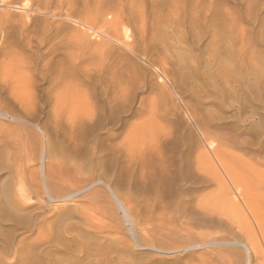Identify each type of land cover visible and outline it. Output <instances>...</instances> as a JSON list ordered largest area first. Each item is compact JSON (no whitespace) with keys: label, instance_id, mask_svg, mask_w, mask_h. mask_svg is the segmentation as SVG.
<instances>
[{"label":"rangeland","instance_id":"374dc122","mask_svg":"<svg viewBox=\"0 0 264 264\" xmlns=\"http://www.w3.org/2000/svg\"><path fill=\"white\" fill-rule=\"evenodd\" d=\"M1 9L30 20L0 52V264H264V0ZM91 88L98 105L120 95L92 140L74 131Z\"/></svg>","mask_w":264,"mask_h":264},{"label":"bare ground","instance_id":"6f19581e","mask_svg":"<svg viewBox=\"0 0 264 264\" xmlns=\"http://www.w3.org/2000/svg\"><path fill=\"white\" fill-rule=\"evenodd\" d=\"M9 1H11V0H0V2H2V4H4V5H6V4H8L9 3ZM11 4V3H10ZM28 3H26V5H27ZM21 8H23V10H24V7H21ZM27 8V7H26ZM25 8V9H26ZM28 9V8H27ZM24 12V11H23ZM12 15V14H11ZM25 15V16H24ZM14 16V15H13ZM19 16V15H18ZM25 17V18H24ZM28 20H30V18H29V16L28 15H26V14H20V17L16 20L15 19V21H13L12 19H11V16H10V13L8 12V11H6V9L5 10H2L1 9V11H0V52H3V53H7L8 52V50L9 49H7V45H6V43L8 42V39H9V37H10V31H16V32H18V34L21 36V37H23L24 36V34H25V31H26V27H27V24H28ZM11 38V37H10ZM25 38V37H24ZM22 39V38H21ZM27 39H29L28 37H27ZM12 42L14 41V39L13 40H11ZM16 42V41H15ZM27 44H28V41L26 40L25 41ZM9 43V42H8ZM25 43V44H26ZM25 46V45H24ZM36 50V49H35ZM10 51V50H9ZM18 51V50H17ZM4 55V54H3ZM39 55V54H38ZM3 57V56H2ZM6 58V57H5ZM5 58H3V59H5ZM46 58V57H45ZM2 58L0 57V60H1ZM7 60H8V58H6ZM3 61V60H2ZM5 61V60H4ZM16 61V60H15ZM1 62V61H0ZM83 62V61H82ZM42 63V62H41ZM52 63V62H51ZM2 64V63H1ZM82 64V63H81ZM37 65V64H36ZM54 65V64H53ZM78 65V64H77ZM58 66V65H57ZM60 66V65H59ZM63 66V65H62ZM84 66V65H83ZM50 67V66H49ZM84 67H86V66H84ZM31 68V67H30ZM34 68H36V67H34ZM26 69V68H25ZM24 69V70H25ZM62 69V68H61ZM36 70V69H35ZM32 71V70H31ZM24 72V71H23ZM28 72V71H27ZM72 71H67L66 72V74L64 75V74H57V75H51V77L50 78H48V82L47 83H51L52 84V86L53 85H58L59 83H63L64 84V82H66V81H68L69 79L71 80V78H72V74L73 73H71ZM25 73V72H24ZM50 74V73H49ZM23 76H26L25 74L23 75ZM36 76H39L40 77V79L41 80H46L47 79V77H49L48 75H47V72H45L43 69H41V70H39L38 71V74L36 75ZM78 76V75H77ZM28 77H29V75H28ZM71 77V78H70ZM79 77V76H78ZM26 78V77H25ZM32 78V77H31ZM85 78V77H84ZM88 78V77H87ZM28 79V78H27ZM37 79V78H36ZM81 79V78H80ZM22 80V79H21ZM99 80V79H98ZM19 81V80H18ZM27 81V80H26ZM31 81V80H30ZM35 80L34 79H32V81L31 82H34ZM47 81V80H46ZM85 81H87V80H85ZM100 81V80H99ZM50 84V85H51ZM67 83H65V85H66ZM62 85V84H61ZM100 85V84H99ZM4 86V85H3ZM60 86V85H59ZM48 87V86H47ZM50 87V86H49ZM5 88H6V86H5ZM36 88V87H35ZM7 89V88H6ZM53 89V88H52ZM92 89V88H91ZM87 90L88 92H86V93H88V95H89V97L87 98V103H86V110L84 111L85 113L83 114V116H80V120H79V122L76 124V126L78 127V129H74V131H76L77 132V130H80V131H78V134H80V133H82V135H84V134H87V133H89V134H92V135H90V136H88L89 134H87L86 136H88L89 138L91 137V136H93V134L94 133H96V131L98 132L99 130H101L102 128H105V127H103L108 121H109V119H111V118H113V119H115V117H116V113H115V110L116 109H118L119 108V106H120V95H119V92L118 91H116L115 92V94L113 95V99H112V102L111 103H101L100 105H98V102L96 103L95 102V100H94V89H92V90ZM103 89V88H102ZM35 90V89H34ZM45 90H46V88H45ZM10 92V91H9ZM31 93V92H30ZM14 94V93H13ZM103 94V93H102ZM55 95V94H54ZM57 95V94H56ZM58 96H54V98H55V100L54 101H56L57 102V98ZM38 100H39V98H38ZM83 101V100H82ZM81 101V102H82ZM59 102V101H58ZM57 102V103H58ZM110 102V101H109ZM57 103H55V106H57L56 104ZM1 104V103H0ZM60 105V104H59ZM79 105V104H78ZM84 105H85V103H84ZM23 106V105H22ZM62 106H64V105H62ZM80 106V105H79ZM65 107V106H64ZM85 107V106H84ZM57 108L58 107H56V112H57ZM80 108V107H79ZM55 109V108H54ZM78 109V108H77ZM84 109V108H83ZM5 110V109H4ZM74 112H75V110H73ZM9 112V111H8ZM52 112V111H51ZM78 112V111H77ZM80 112V111H79ZM10 113V112H9ZM8 113V114H9ZM53 114V113H52ZM56 114V117L58 116V114L57 113H55ZM53 116V115H52ZM76 116V115H75ZM74 116V117H75ZM23 117V116H22ZM16 118V117H15ZM20 119H21V117H19ZM58 118V117H57ZM13 119V118H12ZM18 119V118H17ZM54 119V118H53ZM73 120V119H72ZM23 121V120H22ZM51 121H53V120H51ZM87 122V123H86ZM114 122V124L115 125H118V124H116V123H118V118L117 119H115V121H113ZM23 123V122H22ZM66 123V122H65ZM53 124V123H52ZM57 124V123H56ZM108 124V123H107ZM75 126V127H76ZM106 126V125H105ZM74 127V126H73ZM71 128V127H70ZM56 129V128H55ZM72 129V128H71ZM70 129V130H71ZM5 130V129H4ZM71 132H73L72 130H71ZM70 132V133H71ZM80 132V133H79ZM75 133H73L72 134V136L74 135ZM77 134V133H76ZM75 134V135H76ZM97 134V133H96ZM71 135V134H70ZM75 135H74V137H75ZM82 135H77V137H79V136H81L82 137ZM71 136V137H72ZM74 137H72L73 139H74ZM83 137H85V136H83ZM87 137V138H88ZM76 138V137H75ZM95 137L93 136V138L92 139H94ZM80 139V138H79ZM91 139V138H90ZM89 139V140H90ZM91 139V140H92ZM95 139H97V138H95ZM84 142H86L85 140H83ZM100 141V140H99ZM89 142H91V141H89ZM92 143V142H91ZM82 144H83V142H82ZM86 144H87V142H86ZM86 144H83V146L84 145H86ZM96 145V144H95ZM79 146L81 147V144H79ZM89 146V145H88ZM85 147V146H84ZM91 147V146H90ZM89 147V148H90ZM94 147V146H93ZM86 148H88L87 146L85 147V149ZM52 156V155H51ZM93 161V160H92ZM95 166V165H94ZM144 167L145 166H143V169H144ZM127 168V167H126ZM146 168V167H145ZM199 168V167H198ZM195 169H197V167L195 168ZM194 169V170H195ZM166 170V169H165ZM167 171V170H166ZM169 171V170H168ZM198 171V173H200L199 172V169L197 170ZM224 171V170H223ZM190 172V170L188 169V168H185L184 170L182 169V171H179V172H177V175H175V174H173V172H171L170 174H171V176H170V178H172L170 181H169V183H167V187H169V190H175V194H180L181 193V191L179 190V188H178V186L180 185V186H182L183 184H185L186 182H187V175L188 174H190L189 173ZM78 173V172H77ZM227 173V172H226ZM168 174V173H167ZM76 175V174H75ZM143 177V176H142ZM79 178V177H78ZM133 178V177H132ZM85 179V178H84ZM84 179H82V180H84ZM121 182V181H120ZM122 183V182H121ZM164 187V186H163ZM47 188V187H46ZM49 188V187H48ZM27 189V188H26ZM154 189V188H153ZM158 189H160L161 190V188H159V186H158ZM164 189H166L165 187H164ZM164 189H162L161 191H159V192H165V190ZM6 190H7V187H6ZM151 190V189H150ZM154 190H156V187H155V189ZM167 190V189H166ZM9 190H7V194H10L9 192H8ZM46 191H47V194H48V196L51 198V196H50V190H48V189H46ZM178 191H180V192H178ZM163 192H162V194H163ZM177 192V193H176ZM152 193V192H151ZM154 193V192H153ZM152 193V194H153ZM156 193V192H155ZM166 193V192H165ZM164 193V194H165ZM34 194V193H33ZM157 194V193H156ZM164 194H163V196H164ZM167 194H168V192H167ZM169 194H170V192H169ZM171 194H172V192H171ZM177 194V195H178ZM11 195V194H10ZM52 195V194H51ZM67 195V194H66ZM66 195H64V196H66ZM155 195V194H154ZM174 195V194H173ZM173 195H172V197H173ZM181 195V194H180ZM7 196V195H6ZM67 196H69V194L67 195ZM66 196V197H67ZM123 196H126V195H123ZM147 196V195H146ZM152 196V195H151ZM158 196H160V194L158 195ZM9 197V196H8ZM48 197V198H49ZM59 197V196H58ZM145 197V196H144ZM154 197V196H153ZM162 197V196H161ZM178 197H179V195H178ZM65 197H63L62 196V198L60 197L58 200L60 201V200H65L64 199ZM126 198H127V196H126ZM134 198V197H133ZM156 198H157V196H156ZM155 198V199H156ZM177 198V197H176ZM7 199V198H6ZM10 199V198H9ZM51 199H53V197L51 198ZM57 199H55L56 200V202H57ZM116 199V198H115ZM146 199V198H145ZM149 199V198H148ZM148 199H146V200H148ZM178 199V198H177ZM179 199H181V196L179 197ZM231 199V198H230ZM234 199H236V198H234ZM145 200V202H147ZM175 200V199H174ZM186 200V199H185ZM231 200H233V198L231 199ZM244 199H242V201H243ZM246 200V199H245ZM66 201V200H65ZM124 201V200H123ZM127 201V200H126ZM157 201V200H156ZM155 201V202H156ZM235 200H233V201H230V202H232V203H230V205H232V207H233V205L234 204H236L235 202H234ZM67 202V201H66ZM129 202V201H128ZM128 202L126 203V204H128ZM173 202V201H172ZM237 202V201H236ZM244 202V201H243ZM246 202V201H245ZM79 203V202H78ZM148 203H149V201H148ZM174 203V202H173ZM184 204L183 205H185V202H183ZM221 203V202H220ZM59 204V203H58ZM66 204V203H65ZM73 204V203H72ZM178 204V203H177ZM195 204V203H194ZM245 204V203H244ZM37 205V204H36ZM67 205V204H66ZM144 205H145V203H144ZM161 205V204H160ZM164 205V204H163ZM162 205V206H163ZM173 205V204H172ZM182 205V206H183ZM190 205V204H189ZM246 205H247V202H246ZM246 205H244V206H246ZM38 206V205H37ZM54 206V205H53ZM57 206V205H56ZM65 206V205H64ZM77 206V205H76ZM161 206V207H162ZM174 206V205H173ZM194 206V205H193ZM69 207V206H68ZM123 207V206H122ZM160 207V208H161ZM167 207V206H166ZM166 207H165V209H166ZM171 207V206H170ZM231 207V208H232ZM235 207V206H234ZM236 207H237V204H236ZM235 207V208H236ZM248 207V206H247ZM15 208V207H14ZM169 208V207H168ZM174 208H175V206H174ZM173 208V209H174ZM240 208H241V206H240ZM171 210H172V207L170 208ZM183 209H185L184 207H183ZM199 209V210H198ZM198 209L197 210H194V214H195V216H193L194 218H192V219H196V216H197V220L199 219L198 217H199V215H202V216H208V214H207V212H206V214H201V213H198L197 215H196V211H198V212H202L201 210H200V208L198 207ZM3 210V209H2ZM167 210V209H166ZM175 210V209H174ZM177 210V209H176ZM175 210V213L178 211H176ZM182 210V209H181ZM232 210V209H231ZM233 210H234V208H233ZM238 210H240V209H238ZM39 211V210H38ZM59 211V210H58ZM159 211V210H158ZM169 211V210H168ZM234 211H237L236 209L234 210ZM7 212V211H6ZM126 212V211H125ZM172 213H173V211H171ZM182 212H184V210L182 211ZM54 214V213H53ZM170 214V213H169ZM177 214V213H176ZM183 214V213H182ZM193 214V215H194ZM64 215V214H63ZM210 215V214H209ZM36 216V215H35ZM178 216H179V214H178ZM39 217V216H38ZM62 217V216H61ZM64 217V216H63ZM65 217H67V216H65ZM69 217V216H68ZM67 217V218H68ZM166 217V216H165ZM171 217H173V215H171ZM177 217V216H176ZM180 218H181V216H179ZM192 217V216H191ZM191 217H190V219H191ZM70 218V217H69ZM68 218V219H69ZM126 218V217H125ZM128 218V217H127ZM167 218V217H166ZM174 218V217H173ZM200 218H203V217H200ZM47 219V218H46ZM66 221H68L66 218H64ZM175 219V218H174ZM179 219V218H178ZM177 219V220H178ZM183 219H184V217H183ZM14 220H15V218H14ZM63 220V219H62ZM64 220V221H65ZM70 220V219H69ZM168 220V222H169V219H167ZM176 220V219H175ZM175 220H173V221H175ZM188 220L189 219H187V222H188ZM197 220H195V222L197 221ZM202 220V219H201ZM200 220V221H201ZM204 220H206V219H204ZM38 221V220H37ZM130 221V220H129ZM172 221V222H173ZM180 219H179V223H180ZM190 221V220H189ZM192 221V220H191ZM190 221V222H191ZM200 221H198V222H200ZM203 221V220H202ZM213 221V218H210V216H209V218H208V220H206L205 222L206 223H209V222H212ZM46 222V221H45ZM63 222V221H62ZM171 222V221H170ZM175 222H177V221H175ZM174 222V223H175ZM189 222V223H190ZM193 222V221H192ZM195 222H193L194 224H195ZM198 222H196V224L198 223ZM68 223V222H67ZM131 223V222H130ZM178 223V224H179ZM182 224H184V226H188L189 224H186V222H181ZM192 223V224H193ZM201 223V222H200ZM200 223H198L197 225H199ZM132 224V223H131ZM181 224V225H182ZM191 224V223H190ZM213 224V223H212ZM44 225V224H43ZM174 225V224H173ZM197 225H194V227L195 226H197ZM201 225V224H200ZM206 225V224H205ZM34 226V225H33ZM66 226V225H65ZM163 226H164V224H163ZM45 227V226H44ZM181 227V226H180ZM192 227V225L190 226V227H188L189 229ZM15 228H17L16 227V225H15ZM73 228V227H72ZM173 229H174V226L172 227ZM182 228V227H181ZM177 229V228H176ZM175 229V230H176ZM66 230H67V227H66ZM168 230L170 231V229L168 228ZM172 230V229H171ZM180 229H178V231H174L175 233H177L178 232V234H179V232H180V234H179V236L181 235V233H182V231H179ZM188 230V229H187ZM190 231V230H189ZM189 231H186V233H188ZM184 232H185V229H184ZM184 232L182 233V235L181 236H183V234H184ZM191 232V231H190ZM192 232H193V230H192ZM191 232V233H192ZM191 233H189L190 235H191ZM177 234V235H178ZM187 235V234H186ZM193 235H195V233L193 234ZM192 235V236H193ZM191 236V237H192ZM184 237V236H183ZM195 238L197 237V236H194ZM194 237H192V238H194ZM182 238V237H181ZM189 238V237H188ZM187 238V239H188ZM15 239V238H14ZM185 239V238H184ZM197 239H198V237H197ZM23 240V239H22ZM190 239H188V241H189ZM195 240V239H194ZM223 241V240H222ZM193 242V241H192ZM195 242V241H194ZM193 242V243H194ZM208 242H210V241H208ZM239 242V241H238ZM234 243V242H233ZM241 243V242H240ZM198 245H199V243H197ZM201 244V243H200ZM242 244V243H241ZM197 245V246H198ZM243 245V244H242ZM250 245V244H249ZM219 247L221 246V245H218ZM216 247V246H215ZM17 248V247H16ZM186 248H188V247H186ZM247 248V247H246ZM3 249V248H2ZM49 249V248H48ZM162 249V248H161ZM208 249V248H207ZM166 250V249H165ZM247 250V249H246ZM2 252H3V250H2ZM168 252V251H167ZM171 252V251H170ZM202 254V253H201ZM217 255V254H216ZM248 255V254H247ZM188 258H190V257H188ZM109 259V258H108ZM47 260V259H46ZM45 260V261H46ZM192 260V259H191ZM182 261V260H181ZM190 261V260H189ZM192 262V261H191ZM182 263H183V261H182ZM202 263V262H201ZM174 264V263H173ZM189 264V263H188Z\"/></svg>","mask_w":264,"mask_h":264}]
</instances>
